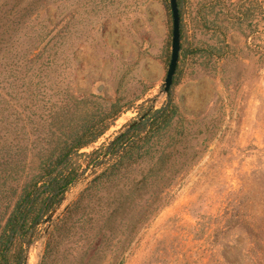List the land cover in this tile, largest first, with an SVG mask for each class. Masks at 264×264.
Segmentation results:
<instances>
[{
	"label": "rangeland",
	"instance_id": "374dc122",
	"mask_svg": "<svg viewBox=\"0 0 264 264\" xmlns=\"http://www.w3.org/2000/svg\"><path fill=\"white\" fill-rule=\"evenodd\" d=\"M3 1L4 10L12 0ZM206 1L184 0V29L192 43L214 42L212 31L198 22V10L205 20L212 18L208 6L202 10ZM21 21L14 30L4 23L0 34L4 128L23 123L20 114L17 120L9 115L13 110L38 111L23 107L30 102V83L38 82L43 100L57 99L63 89L117 98L121 111L108 130L71 157L82 169L83 153L165 101L160 89L170 44L167 0H41ZM225 40L226 57H195L183 65L171 89L180 118L167 132L178 131L171 165L118 217L119 230L95 264H117L120 258L121 264H264V58L248 51L235 29L226 30ZM39 44L41 54L24 62L22 55ZM146 166V160L132 166L128 177L138 178ZM149 210V219L139 223ZM93 230L75 244L74 237L61 242L58 250L69 248L72 257L78 256ZM44 242L45 237L31 245L28 264H39ZM57 256L44 264H59Z\"/></svg>",
	"mask_w": 264,
	"mask_h": 264
},
{
	"label": "trees",
	"instance_id": "16d2710c",
	"mask_svg": "<svg viewBox=\"0 0 264 264\" xmlns=\"http://www.w3.org/2000/svg\"><path fill=\"white\" fill-rule=\"evenodd\" d=\"M40 1L12 0L4 10L6 1L0 3V34L4 23L14 30V25L20 24L21 19L36 9ZM176 3L179 52L165 101L159 108L148 109L137 120L123 125L105 143L83 153L82 169L71 161V157L108 130L121 111L117 98L106 100L95 93L75 95L63 89L57 99L49 97L43 100L38 96V82L30 83L34 86L28 92L30 102L23 107H37L38 111L13 110L9 115L17 116L13 119L17 120L20 114L19 119L23 123L18 128L10 125L8 129L2 125L1 112L4 108L1 107L0 96V264H23L26 246L37 237L40 232L37 229L68 186L81 175L83 169L101 165V169L52 222L39 259V264H44L45 259L51 255L56 258L58 254L59 264H95L113 231L119 230L118 217L130 208L136 195L144 192L158 174L171 165L178 131L167 132L179 118L171 89L178 83L185 62L195 57L203 56L208 60L229 55L230 46L225 40L228 28L241 34L248 51H253L260 59L264 58L262 0L206 1L202 10L208 6L212 18L205 20L198 10V22L214 34L212 44L187 40L183 23L184 0H176ZM42 50L39 44L25 52L22 55L24 62H33ZM12 57L11 62L15 60ZM25 123L30 125L28 129ZM6 133L10 137L8 141L5 140ZM163 135L166 140L162 143ZM143 160H146L147 166L140 176L129 178V169L141 165ZM151 215L149 210L139 223L145 222ZM98 220L100 224L96 226ZM139 223L132 226L131 233ZM92 228L95 230L78 256L72 257L69 248L58 250L63 241L70 243L74 237L72 242L75 244L83 240Z\"/></svg>",
	"mask_w": 264,
	"mask_h": 264
},
{
	"label": "water",
	"instance_id": "95a60500",
	"mask_svg": "<svg viewBox=\"0 0 264 264\" xmlns=\"http://www.w3.org/2000/svg\"><path fill=\"white\" fill-rule=\"evenodd\" d=\"M167 6L170 15V44H169V56L165 69V74L161 84L160 92L165 96L169 93L172 76L174 74L178 52H179V13L176 0H167ZM100 165H94L87 169L88 173L79 175L67 188L60 200L53 206V208L47 213L43 220V229L39 232L37 237L25 248L23 255V264H28L29 250L32 244L38 242L40 239L46 237L53 220L57 217L66 205H63L68 196L75 190V188L85 180L89 175H93L98 172ZM123 258L118 260L117 264H121Z\"/></svg>",
	"mask_w": 264,
	"mask_h": 264
}]
</instances>
